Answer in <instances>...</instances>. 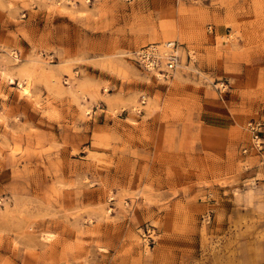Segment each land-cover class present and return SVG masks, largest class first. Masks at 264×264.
I'll return each instance as SVG.
<instances>
[{"label": "rangeland", "instance_id": "374dc122", "mask_svg": "<svg viewBox=\"0 0 264 264\" xmlns=\"http://www.w3.org/2000/svg\"><path fill=\"white\" fill-rule=\"evenodd\" d=\"M257 118L264 0H0V264H264Z\"/></svg>", "mask_w": 264, "mask_h": 264}, {"label": "built area", "instance_id": "2783aa9c", "mask_svg": "<svg viewBox=\"0 0 264 264\" xmlns=\"http://www.w3.org/2000/svg\"><path fill=\"white\" fill-rule=\"evenodd\" d=\"M149 47L136 54V61L146 71L155 74L158 78L169 80L173 78L180 66L179 45L176 42L164 43ZM250 134L251 147L245 148L243 154L250 151L264 150V120L261 118L250 121L246 126Z\"/></svg>", "mask_w": 264, "mask_h": 264}, {"label": "bare ground", "instance_id": "6f19581e", "mask_svg": "<svg viewBox=\"0 0 264 264\" xmlns=\"http://www.w3.org/2000/svg\"><path fill=\"white\" fill-rule=\"evenodd\" d=\"M26 93V92H25ZM28 94V93H27Z\"/></svg>", "mask_w": 264, "mask_h": 264}]
</instances>
